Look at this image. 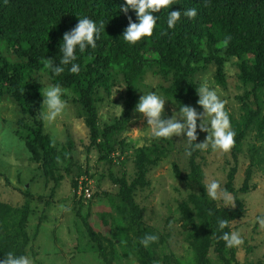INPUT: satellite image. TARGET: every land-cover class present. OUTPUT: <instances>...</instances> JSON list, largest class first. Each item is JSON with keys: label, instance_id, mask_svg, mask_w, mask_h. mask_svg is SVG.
Segmentation results:
<instances>
[{"label": "rangeland", "instance_id": "1", "mask_svg": "<svg viewBox=\"0 0 264 264\" xmlns=\"http://www.w3.org/2000/svg\"><path fill=\"white\" fill-rule=\"evenodd\" d=\"M10 56L14 60V56ZM237 60L229 58L223 65L225 88L216 83L213 64L200 67L194 81L198 88L207 81L227 102L228 113L240 121L245 106L236 96L244 95L245 89L238 80ZM153 71V68L148 69L137 82V99L131 118L112 136L113 150L106 154L90 147L86 113L73 89H63L62 99L67 107L55 121L41 119L43 133L50 137L56 152L54 166L47 176L42 161L35 160L25 146L29 133L20 121L32 123L33 116L10 97L0 98V203L10 207V213L0 209V231L15 232L26 205L28 217L24 230L28 243L24 255L30 257L33 264H141L136 229L129 222L119 187L113 179L125 176L131 181L136 174L137 149L156 144L160 146L156 148L158 151L165 145L168 152L161 161L148 167L146 185L133 194L141 211V237L145 234L159 237L157 242L145 247L151 264H195L194 235L201 231V221L190 203V195L195 190L174 175V166L183 176L189 173L186 134L153 138L146 131L149 127L146 118L135 111L144 94L155 92L166 101L163 118H171L174 112H179L178 105L163 93L168 82ZM35 78L41 89L52 85L43 71L37 72ZM124 92L120 75L115 76L107 91L101 88L96 91L94 104L100 130L112 125L122 114L126 101ZM256 97L245 99L256 115L245 132L236 164L231 150L224 153L213 151L211 147L195 149L204 185L216 179L226 190L229 169L236 167L231 204L214 200L216 204L233 207L235 196L242 202V213L231 223L230 232H238L244 243L232 248L233 259L227 248L222 252L218 242L211 239L207 264H264V229L257 223V218L264 216V91ZM42 103L43 97L41 108ZM190 106L197 110L192 103ZM199 109L197 112L202 114L203 108ZM197 123L196 143H201L208 133L200 130V121ZM134 129L143 132L130 133ZM57 157L62 163H57ZM248 169L251 176L245 184ZM84 186L92 192L89 200L79 193V187ZM61 205L71 210L62 211ZM85 221L100 241V247L91 240Z\"/></svg>", "mask_w": 264, "mask_h": 264}, {"label": "trees", "instance_id": "2", "mask_svg": "<svg viewBox=\"0 0 264 264\" xmlns=\"http://www.w3.org/2000/svg\"><path fill=\"white\" fill-rule=\"evenodd\" d=\"M122 7H127L125 0H0V98L4 95L10 97L33 116L32 123L21 120L20 124L29 133L25 146L35 160L42 161L46 176L54 166L56 152L50 137L43 133L40 118L42 95L35 78L37 72H45L52 85L73 89L86 113L90 147H96L99 153L106 154L113 150L112 136L120 132L131 118L137 99L136 84L148 69L153 68V73L165 78L168 83L163 93L178 107L190 106L192 103L200 110L195 74L200 67L213 64L216 66L214 79L225 88L223 65L233 57L238 59V80L245 89L244 95L236 96L245 106L244 115L238 121L229 114L231 128L236 133L235 145L231 149L236 164L245 132L256 115L245 99L250 96L255 98L264 91V0H173L168 8L153 13L157 20L153 35L135 44L126 43L122 36L129 25V18L139 23L137 14L131 8L125 14L119 10ZM190 8L197 10L195 18L183 15V11ZM170 11L182 13L172 29L167 26ZM84 17L95 21L98 27L100 24L104 27L96 38L95 48L89 46L81 53L77 46V60L74 63L80 65L79 74L70 71L71 65L65 66L59 76L50 68H43L40 60L44 58L53 60L55 66H61L59 48L63 36L78 24V18ZM229 36L231 40L225 46L223 41ZM10 55L14 56V60ZM116 75L121 76L125 86V106L112 125L100 130L94 95L100 88L107 91ZM194 143L187 148L192 149V155H187L189 173L183 176L174 166V175L195 190L190 195V203L201 221V231L194 235L193 258L195 264H207L211 239L218 242L222 252L227 248L233 257L232 248H228L220 237L224 232H230L231 223L241 215L242 202L235 196L234 206L224 207L209 199L203 183L204 174L196 160ZM159 147L156 144L155 147L137 149L136 174L131 181L125 176L111 177L119 187V197L125 205L129 222L136 229V248L141 264H151V259L146 248L140 244L141 211L133 194L146 185L148 167L166 156V146L158 151L156 148ZM235 174L236 167L233 166L229 169L225 185L226 190L233 194ZM250 176L248 169L245 184ZM0 209L10 213L8 205L0 203ZM27 217L25 205L17 221L16 231H0V260L9 252L17 256L25 254L28 237L24 227ZM218 219H227L229 226L219 229ZM85 226L91 240L100 247V241L86 221Z\"/></svg>", "mask_w": 264, "mask_h": 264}, {"label": "clouds", "instance_id": "3", "mask_svg": "<svg viewBox=\"0 0 264 264\" xmlns=\"http://www.w3.org/2000/svg\"><path fill=\"white\" fill-rule=\"evenodd\" d=\"M206 2V0H205ZM127 7L119 9L125 14L128 13L129 8L134 10L137 14L139 23L132 22L129 18V25L123 33V40L126 43L135 44L144 37L153 35L154 28L157 24L156 17L153 13L160 12L162 9L168 8L173 0H125ZM180 11H170L167 18V26L172 29L181 18ZM183 15L188 18H195L197 10L195 8L186 9ZM78 24L63 36V41L60 44V64L55 66V62L51 59H42L40 63L43 68H50L56 75H61L65 66L71 65L70 71L73 74H79L80 65L74 63L77 60L76 49L77 46L81 53L91 46L96 47V38H98L101 29L104 27L92 19L87 17L78 18ZM231 37H226L223 44L227 46ZM197 90L199 99L198 105L203 108L204 112L198 113L194 107L182 105L179 107V112H174L171 118H163L165 110V100L158 96L155 92L144 94L139 103L135 107V111L146 118L148 129L153 138H172L173 136H183L186 134L187 144L194 149L207 150L209 147L213 151L229 152L235 145V131L231 128V121L228 111L226 110V101L222 100L218 92L211 88L207 81H205ZM43 97L40 118L45 122L55 121L56 118L67 107V102L62 99L64 90L60 85H47L41 89ZM118 107V106H116ZM121 108V107H119ZM122 109V108H121ZM198 121H200L199 128L201 131L208 133L204 142L196 143ZM143 132L139 129H134L130 133ZM186 155H192V149L186 151ZM57 163H62L57 157ZM207 196L213 200H223L225 205H230L232 202L231 193L222 189L220 182L212 179L205 184ZM62 211H70L71 209L61 205ZM257 223L264 229V216L257 218ZM217 224L219 229L223 230L229 226L227 219H218ZM159 237L155 234H145L140 239V244L148 247L150 244L157 242ZM228 248L239 247L244 241L240 234L236 231L224 232L220 237ZM0 264H33V260L25 255L17 256L12 252L6 254Z\"/></svg>", "mask_w": 264, "mask_h": 264}, {"label": "built area", "instance_id": "4", "mask_svg": "<svg viewBox=\"0 0 264 264\" xmlns=\"http://www.w3.org/2000/svg\"><path fill=\"white\" fill-rule=\"evenodd\" d=\"M79 193L84 197V199L89 200L92 196V192L90 191L89 187H79Z\"/></svg>", "mask_w": 264, "mask_h": 264}]
</instances>
